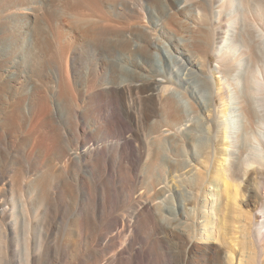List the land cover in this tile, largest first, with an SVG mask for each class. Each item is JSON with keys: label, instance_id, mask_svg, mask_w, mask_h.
I'll use <instances>...</instances> for the list:
<instances>
[{"label": "bare ground", "instance_id": "1", "mask_svg": "<svg viewBox=\"0 0 264 264\" xmlns=\"http://www.w3.org/2000/svg\"><path fill=\"white\" fill-rule=\"evenodd\" d=\"M0 264H264V0H0Z\"/></svg>", "mask_w": 264, "mask_h": 264}, {"label": "rangeland", "instance_id": "2", "mask_svg": "<svg viewBox=\"0 0 264 264\" xmlns=\"http://www.w3.org/2000/svg\"><path fill=\"white\" fill-rule=\"evenodd\" d=\"M130 2H133V3H137V0H128ZM162 51V57H163V67L165 70H167L170 74H171V77H168L170 79V81L172 82L171 84V87H170V91L171 93L173 94V96H175V98H177L178 96H185L188 98L191 99L190 101H194L197 97V94L193 91L195 90V87L197 88L198 86H200V84L202 85V82L200 83V77H207L208 75V72L207 71H204V75H200L199 72H197V70L195 68H193L189 61L183 57L182 55H180L178 52H176L173 48H172V44L170 41L166 40V39H163L162 40V47H161ZM211 61H212V64L215 65L216 64V59L215 57H211ZM159 79H162L161 77ZM51 86V85H50ZM51 88H44L42 89V92L44 94H47L48 96H51L52 97V92H51ZM191 93H193L194 95H191ZM179 100L181 101V99L179 98ZM60 106L62 109H66V105L63 101L60 102ZM80 111H83V107H80L79 108ZM192 118L194 119V122H196V124L198 125V130H200L202 128V120L197 117L196 115H192ZM104 123L103 120H101L100 122H95L93 120H88V125H87V131L88 132H95L97 130V128L102 125ZM190 125V124H189ZM64 129H66V126H62ZM205 128H207L205 126ZM9 134V133H7ZM6 140L8 141L9 144L11 145H14L20 149H22V151H26V152H30L31 149V146H32V141L29 137H26V136H23V134H20V133H17V134H9V135H6ZM219 146V145H218ZM220 147V146H219ZM218 148V147H217ZM220 154V148L219 150L217 151V155ZM34 157H36V153L33 154ZM188 171V170H187ZM125 183L131 185V183L133 185L131 186H134L137 191L138 189L140 190L142 188V184H134L133 182H128V181H125ZM174 182H171L170 183V187L174 188L175 184H173ZM101 193L102 191L100 190H91L90 192V198H91V201H92V204L93 205H98L99 203V199L101 197ZM105 194V193H103ZM74 196H79V198L81 200H84L85 198V193L81 192L80 190L78 192H74ZM167 199L168 197L171 198L172 197V194L171 193H168L166 195ZM173 198V197H172ZM59 200L61 201V204H64V205H71L72 203V200L71 198H67L66 201L64 202L61 198H59ZM172 201H174V205L175 207L178 206V197L176 199L173 198ZM63 202V203H62ZM158 202H161V200H159ZM167 203V202H166ZM173 204H169L168 206H173ZM59 217L61 216H65L67 218H73L74 217V214H72L71 212H66L65 210H62L61 208H59ZM97 226L94 225V222L92 219H90V227H98L100 224H101V219H98L97 221ZM107 232H110V231H102L100 234H106ZM98 235V234H97ZM72 247H69V249H71ZM60 261L62 263L66 262L64 261V257L63 256H60ZM68 262H71V259L68 260Z\"/></svg>", "mask_w": 264, "mask_h": 264}]
</instances>
